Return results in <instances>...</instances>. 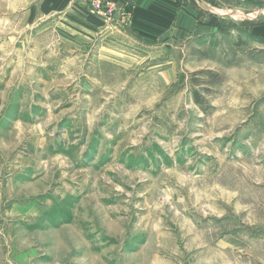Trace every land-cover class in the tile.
I'll return each mask as SVG.
<instances>
[{
	"label": "rangeland",
	"instance_id": "1",
	"mask_svg": "<svg viewBox=\"0 0 264 264\" xmlns=\"http://www.w3.org/2000/svg\"><path fill=\"white\" fill-rule=\"evenodd\" d=\"M13 18L0 264H264V65L245 43L174 38L132 68L80 69Z\"/></svg>",
	"mask_w": 264,
	"mask_h": 264
},
{
	"label": "crops",
	"instance_id": "2",
	"mask_svg": "<svg viewBox=\"0 0 264 264\" xmlns=\"http://www.w3.org/2000/svg\"><path fill=\"white\" fill-rule=\"evenodd\" d=\"M113 1L120 12L111 20L91 13L79 0H0V16L24 21V31L30 32L24 36L53 33L58 45L47 51L66 54L62 62H78L80 69H104L109 63L132 68L147 57L160 58L174 38L212 46L238 40L255 65H264V0ZM47 64L40 62V67Z\"/></svg>",
	"mask_w": 264,
	"mask_h": 264
},
{
	"label": "built area",
	"instance_id": "3",
	"mask_svg": "<svg viewBox=\"0 0 264 264\" xmlns=\"http://www.w3.org/2000/svg\"><path fill=\"white\" fill-rule=\"evenodd\" d=\"M91 13L103 17L105 20H111L120 11L113 0H79Z\"/></svg>",
	"mask_w": 264,
	"mask_h": 264
}]
</instances>
